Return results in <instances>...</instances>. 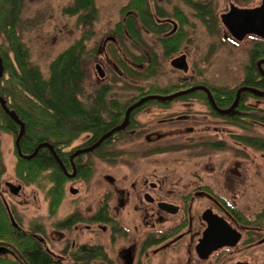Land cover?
Listing matches in <instances>:
<instances>
[{
    "label": "rangeland",
    "instance_id": "obj_1",
    "mask_svg": "<svg viewBox=\"0 0 264 264\" xmlns=\"http://www.w3.org/2000/svg\"><path fill=\"white\" fill-rule=\"evenodd\" d=\"M74 1L24 0L20 29L22 40L29 49L31 62L39 66L45 76L49 75L51 62L60 53L80 40L86 31L84 25L78 23V16H70L64 13V9L73 5ZM129 1L95 0L99 17L93 26L92 34L85 41L88 50L94 51L91 57H85L84 61L88 78L85 82V91L81 96V100L86 105L92 103V97L95 95L96 90L104 85L112 88L107 96L108 101L115 100L125 104L139 95L140 91L137 88L147 89L151 84L166 88L172 85L182 86L185 83L205 82L210 87L234 89L243 82L246 76V67L250 61L249 51L255 45L256 38H248L242 43L235 42L222 25L220 17L230 10L232 3L240 8H254L261 4V0H149L152 9L159 5L171 16L175 10H179L186 16L187 23L183 26V32L185 31L186 34L185 39L181 43L179 52L171 57L164 54L157 36L149 33L146 29L142 30L146 46L136 44L127 34L121 39L126 47L124 43H120L119 38L113 31L117 23L122 20L123 8ZM191 4L211 6L217 21L214 22L215 25L212 26L211 24V27H207L198 17L196 9ZM171 19L174 20L178 29L181 28L179 20L174 17H171ZM3 42L0 33V44ZM111 45H115L122 56L125 55L126 48L130 54L134 56L145 55L148 59L153 49L157 54L159 63L157 74L146 77V79L135 78L125 73L121 74L119 66L115 65V60L108 54ZM181 55L187 56L189 66L187 73L171 65L172 60ZM111 61L112 65L110 64ZM149 64V62H146L137 66L147 67ZM97 65L102 67V71L105 73L104 78H100ZM192 101L179 100L166 108L154 105L141 111L137 116V120L147 125L144 126L146 131L138 136L131 137L130 141H120L112 147V149L126 151L115 163H107L99 155L84 156L82 163L92 165L91 177L87 180L70 178L66 181L62 201L55 213L52 210L54 196L52 195L53 199L49 196V192L54 187L53 178L47 175L50 173L38 176L33 182L25 181L27 187H25L26 201L22 206L24 210L22 221L25 223L21 225L23 229L27 230L32 227L33 221L38 219V222L45 227L46 233L44 236L46 240L48 236L50 238L48 247L52 246L54 253L59 254L63 251L64 242L52 244V237L55 240L57 238L55 236L51 237V233L53 229L57 230V228L47 229L49 224L63 222L77 214L80 215V218H88L101 211L99 209L102 206L104 207L105 204L109 213L112 212L114 216L115 209L117 213L118 208L119 220L122 219V221L120 222V228L116 229L120 230L117 234L111 233L109 227L105 224L101 226L86 225L84 221H80L81 223L76 225V230L72 228L64 232L61 229L57 231L62 233V238L68 233L67 231H70V241L76 238L77 245L88 240L91 241V239L94 242L97 241V244L100 243L106 249L111 262L106 263L98 260L91 264H124L123 256L128 250L129 243L132 241L135 244L136 240L138 245V242L143 240V235L146 236V227H138L141 225L142 220L138 221L132 215L134 203L128 206L125 204L124 208H120L119 195H115V198L111 200H106L107 196L113 194L111 188L123 189L124 187H130L133 183H138L141 179L153 173H174L184 180L190 178L191 173L206 160L197 157V155L203 154H197L192 145L193 141L191 142L193 134L200 133V131L205 137L208 136L207 138L210 140L218 141L223 137V139L229 141L228 146H226L229 151L224 152L225 150H222L223 152L213 153L215 157H212V162L214 164H221V161H231L235 158L244 159L243 163L246 167L244 166L243 170L247 177V195L250 196L253 192H263L264 151L247 146L244 151V147L239 146L234 141V138H236L234 134L238 133L244 137L264 138V123L256 122L246 126V129H236L229 127L227 122H221L220 120H215V122L212 119L203 120L202 118L208 111L207 104L199 99H196L193 104L189 103ZM247 104L257 110H264V100L260 102L257 99L250 98ZM187 114L190 115L188 118L191 121L180 123V120L186 118ZM198 119L201 121L196 122L195 120ZM175 129H182V131ZM218 133L221 137L217 135ZM86 138H88V134H83L70 146L61 149L72 153L82 146ZM182 139H190V143L182 144ZM15 145L16 141L12 135L0 132V153L6 163L8 172H12L16 161ZM218 155L219 157H217ZM69 174V177L72 176V173ZM72 177H74V174ZM71 188L78 190V194H71L69 192ZM131 200L133 201V199ZM204 202L207 201L204 200ZM90 229L93 231L90 232ZM89 232L92 234H89ZM79 236L81 238H78ZM8 243L12 244L11 242ZM74 251H70V254ZM145 251L146 249H141V257L138 258L137 255L131 253L133 259L131 264H138L139 261L141 264H146V254L143 257ZM151 257V264H158L163 256ZM169 257H166V262L171 261L170 264H180L179 259Z\"/></svg>",
    "mask_w": 264,
    "mask_h": 264
},
{
    "label": "trees",
    "instance_id": "obj_2",
    "mask_svg": "<svg viewBox=\"0 0 264 264\" xmlns=\"http://www.w3.org/2000/svg\"><path fill=\"white\" fill-rule=\"evenodd\" d=\"M23 3L24 0H0V33L4 41L0 44V55L4 64V74L0 78V97L6 101L7 107L14 111L25 124V132L20 140V147L24 155L32 156L37 148L44 143H50L55 147L62 145L68 147L83 134L92 135L91 143L96 142L106 133L120 126L127 110L140 99L150 95L168 96L198 86H205L210 90L216 106L220 109L232 107L237 97L240 96L233 113H224L226 116H223L218 114L219 112H215L217 116L245 117L246 126L256 122L264 123V110H257L246 104L249 98L264 99V95H262L263 97L260 96V92H264L263 39H255L256 43L249 51L250 61L246 67V76L243 82L234 89L210 87L205 82L185 83L182 86L172 85L166 88L151 84L147 89L137 88L140 91L139 95L130 102L122 104L115 100H107L112 88L104 85L96 90L92 97V103L86 105L81 100L88 78L84 61L85 57H91L94 51L88 50L85 41L92 34L93 26L99 17L95 0H75L73 5L64 9L65 14L78 16V23L84 25L86 31L80 40L60 53L51 62L47 76L43 74L39 66L31 62L29 49L22 40L20 29ZM191 5L196 9L198 17L207 27H211V24L212 26L215 25L216 17L211 6ZM122 13V20L117 23L113 31L120 43L122 37L127 34L136 44L146 46L142 35V30L146 29L149 33L157 36L167 57L179 52L181 43L186 36L185 31L183 32V26L187 23L186 16L182 12L175 10L171 16L159 5L152 9L149 0H130L123 8ZM171 17L179 20L181 28L173 31L175 22ZM124 46L126 47L125 43ZM94 50L96 51V48ZM124 53V56L120 55V51L115 45H111L110 50H108V54L116 62L115 65L119 66L121 74L125 73L128 76L143 79L157 74L159 63L157 54L153 49L149 59L145 55L134 56L126 48ZM146 62L150 63L147 67L137 66ZM195 99L202 100L208 107H212L208 95L202 90H196L166 102L159 100L145 102L130 114L132 122L104 140L97 148L96 154L107 163H115L126 151L112 149V147L120 141H130L131 137L145 132L144 124L136 119L141 111L154 105L166 108L179 100ZM242 111H246L247 114H239ZM236 121L239 125L238 119L234 120L233 123ZM0 132L12 135L15 141L20 132V126L4 111L1 103ZM245 139L251 147L264 150L262 138L246 137ZM70 155L71 153H68L67 158H63L69 171L73 170L74 161V164L77 165V178L89 179L93 172L92 165L82 163L84 156H79L70 161ZM19 161L21 166L19 175L24 182H33L38 176L50 173L47 175L53 178L54 187L49 192V196H54L53 203L55 206L53 205L52 210L55 213L62 201L64 183L69 178L63 173L54 153L47 147H43L39 148L31 159L20 158ZM3 216L0 217V238L16 245L22 253V258H0V264H65L64 262L67 261L70 262L69 264H90L95 260L111 262L104 247H88L86 245L74 252L71 260L63 261L53 258L31 236L22 235L14 229L6 212ZM101 216L104 224L114 223L107 212V208H103ZM80 220L77 215L71 217L67 221L69 224L67 227L72 228ZM119 231L115 230V232Z\"/></svg>",
    "mask_w": 264,
    "mask_h": 264
},
{
    "label": "flooded vegetation",
    "instance_id": "obj_3",
    "mask_svg": "<svg viewBox=\"0 0 264 264\" xmlns=\"http://www.w3.org/2000/svg\"><path fill=\"white\" fill-rule=\"evenodd\" d=\"M176 29L177 26L174 23L173 31ZM252 37L256 38L254 36H249L246 39ZM106 41L105 43H107ZM110 64H113L112 61ZM205 94L208 95L206 92ZM260 94V96H262L264 92H260ZM208 99L210 100L209 96ZM195 100L189 103L193 104ZM257 100L261 102L264 99L257 98ZM228 108L220 109L212 104V107H208V111L202 119H212L214 120L213 122H215V120H220L221 122H227L229 127L246 129L245 117L220 116H226L224 113H228L227 111L230 110L231 107ZM215 112H219L218 114L220 115L217 116ZM239 114H247V112L242 111L239 112ZM185 117L186 118L180 120V123L191 121V119L188 118L190 115L187 114ZM125 118L126 116L122 123L125 121ZM237 119L240 121L239 125H237V121L233 123V121ZM195 121L200 122L201 120L198 119ZM131 122V117H129L128 124ZM175 130L182 131V129ZM144 131H146V128ZM193 135L191 142L193 141L192 145L194 146V150L197 154H203L197 155V157L206 160L191 173L190 178L184 180L174 173H153L141 179L140 182L133 183L130 187H124L123 189L111 188L113 194L106 197V200H111L115 198V195H119L120 208H124L125 204L128 206L134 203L132 215L134 219L138 221L142 220L141 225L138 227H146V236L143 235V240L138 242V245L136 244V240L135 244L131 241L128 250H126L125 253L123 252L124 264L132 263L133 259L131 253H134L135 256L137 255V258L141 257V249H146L143 254V257L146 254V264H151V256L157 255L158 257L163 256L158 264L172 263L171 261L166 262L167 256H170L169 258L171 259H179L181 261L180 264H264V191L253 192L250 196L247 195V177L243 170L245 166L243 163L245 161L244 159L235 158L231 161H221L222 166L220 163L216 165L212 162V157H215L213 156L214 152H223L222 150H225L224 152L229 151L227 150L228 148L226 149V146H228L227 143L229 142L228 140L223 139L219 133L217 135L221 138L218 141L214 139H211L213 140L211 141L207 138L208 136L205 137L201 131ZM234 135L236 137L234 141L238 143L239 146H243L244 151L246 150V146L251 147L246 143V137L238 133ZM92 140V135L88 134V138H86L82 146L72 153L61 149L67 146L62 145L55 147L49 143L54 148L55 153L66 169L65 172L59 162L65 176L69 177V173H72V175L74 174V177H69V179L76 180L78 172L77 165H75L73 161V170L69 171L63 158H67L68 153H71L69 156L70 161L72 159L75 160V158L79 156H96V150L100 145L94 148V150L76 156L80 151L94 147L98 141L91 143ZM182 140V144L190 143V139ZM262 140H264V138H262ZM15 150L16 161L14 162L12 172L7 171L3 156L1 155L0 157V217L1 215L4 217V212H6L14 229L19 231L22 235L31 236V238L36 240V243L40 244L42 249L53 258L63 261L71 260L74 256V252H77L80 247L85 245L88 247H103L100 243L97 244V241L94 242L93 239H91L93 242L88 240L87 242H82L77 245L76 238L70 241V231H67L68 233L62 238V233L57 230L61 229L63 232L72 228L76 230V225L81 223L80 221H84L86 225L101 226L104 224L102 222L101 211L104 207L107 208L106 204L99 209L101 211L96 212L88 218H80V215L77 214V218L81 220L74 224L72 228L67 227L69 226L67 221H69L71 217L63 222H52L53 224H49L47 229L57 228V230L53 229L51 233V237L55 236L57 238L55 240L52 237V244L64 242L63 251L59 254L54 253L52 246L50 248L48 247L50 238L48 236L46 240L44 236L46 233L45 227L38 222V219L33 221L32 227L27 230L23 229L21 225L25 223L22 221V214L24 215L22 206H24V202L26 201L25 187H27V184L19 175V169L21 167L19 159L25 158L27 155H24L22 150L20 154L16 145ZM217 157H219V155ZM262 179H264V177ZM69 192L74 195L78 194V190L74 188H71ZM131 199H133V201ZM204 200L207 202H204ZM107 212L109 213L108 208ZM118 212L119 209L117 208V213L115 209L114 216L112 212L109 213L110 217L114 220L113 224H105L109 227L110 232H114L115 234L118 233L115 232V230L117 227L119 228L121 225L120 222L122 221V219L119 220ZM117 224L119 226H116ZM91 231L93 230L90 229V232ZM207 231L210 235L209 243L203 244V239ZM90 232L89 234H92ZM78 238L81 237L79 236ZM2 243L10 244L0 238V258H22V253L16 245L10 244L14 246L17 251H14L10 247L7 248L6 246L7 250H3L1 249ZM70 251L74 252L70 254ZM64 263L69 264L70 262L67 261ZM138 264H141V262L139 261Z\"/></svg>",
    "mask_w": 264,
    "mask_h": 264
},
{
    "label": "water",
    "instance_id": "obj_4",
    "mask_svg": "<svg viewBox=\"0 0 264 264\" xmlns=\"http://www.w3.org/2000/svg\"><path fill=\"white\" fill-rule=\"evenodd\" d=\"M261 1H262L261 4L257 7H254V8H240V7H238L232 3L230 5V10L227 13H224L221 15V23L228 30L229 34L231 35V37L234 40H236L238 42H242L249 36H254V37H257V38L264 40V0H261ZM171 64L176 69H180V70H183L184 72H188L189 66H188L187 58L185 55H182V56H179V57L173 59ZM97 70H98L100 78H104L105 73L102 71V67L100 65H97ZM3 72H4L3 60H2V57L0 55V78L3 76ZM196 90L205 91L208 94L212 104L215 107H217L209 89H207L205 87H194V88H190L187 90L176 92V93L168 95V96L150 95V96L144 97V98L140 99L138 102L134 103L127 110L125 121L120 126H117L116 128L112 129L110 132L106 133L96 143V145L93 148L80 151L79 153L76 154V156L81 154V153L93 150L94 148L101 145V143L104 140H106L108 137H110L114 132L124 129L128 125L129 117H130V114L132 113V111L135 110L137 107L141 106L142 104H144L145 102H147L149 100H159L162 102H166V101L172 100L174 98H178V97L190 94ZM262 95H264V94H262ZM238 99H239V96L237 97L235 104L230 108V110L227 111L228 113L232 112L235 109L237 102H238ZM0 103H1L4 111L13 119L14 122H16L20 126V132H19L18 138L16 140V146L20 152L21 151L20 140H21V138L25 132V124L19 119V117L17 116V114L14 111L10 110L7 107L6 101L2 97H0ZM43 147L49 148L54 153L58 162H60L61 166L64 168L63 163L61 162V160L59 159V157L55 153L54 148L49 143L41 144L37 148L35 154L38 152L39 148H43ZM20 154H21V152H20ZM35 154H33L32 156H27L25 158L31 159L32 157L35 156ZM64 170L66 172L65 168H64ZM72 176H70V177H72ZM14 224H15V221H14ZM208 231L206 232L205 238L203 239V244L209 243V236L210 235H209ZM5 246L7 248L8 247L12 248L14 251H17L14 246L7 244V243H2L1 249L7 250Z\"/></svg>",
    "mask_w": 264,
    "mask_h": 264
}]
</instances>
